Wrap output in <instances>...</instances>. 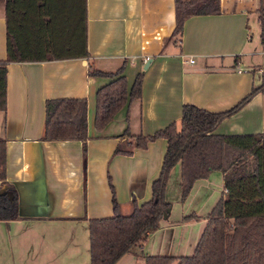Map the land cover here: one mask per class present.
Here are the masks:
<instances>
[{"label": "crops", "instance_id": "obj_1", "mask_svg": "<svg viewBox=\"0 0 264 264\" xmlns=\"http://www.w3.org/2000/svg\"><path fill=\"white\" fill-rule=\"evenodd\" d=\"M219 1L220 14L189 17L180 42L174 44L175 0H86L87 58L6 66L0 139L5 140L11 188L0 185V194L16 196L18 218L0 221L2 248L27 255V264H90L89 221L112 217V189L123 215L130 212L132 199L138 205L147 202L165 154L162 138L144 149L134 148L129 156L115 154L124 130L134 137L152 136L178 122L188 104L209 112L227 111L264 82L258 14L262 0ZM6 56L5 0H0V61ZM89 66L105 73L123 67L127 84L143 74L141 97L99 132L92 126L91 109L96 90L109 79L89 76ZM53 99L87 101L85 152L80 141L41 139L45 102ZM216 133L264 134V94L225 119ZM212 184L224 188V175L212 172L197 181L187 199L198 186ZM217 197L210 210L222 198ZM169 214L170 209L143 244L149 250L144 264L146 256H161L153 255L159 245L155 236L173 239L175 226L165 223ZM181 218L183 226H199L195 248L206 219L183 223ZM130 254L117 264H127Z\"/></svg>", "mask_w": 264, "mask_h": 264}, {"label": "trees", "instance_id": "obj_2", "mask_svg": "<svg viewBox=\"0 0 264 264\" xmlns=\"http://www.w3.org/2000/svg\"><path fill=\"white\" fill-rule=\"evenodd\" d=\"M220 14L219 0H175L174 44L180 42L182 26L192 16ZM261 42L264 47V0L259 10ZM7 56L0 61V112L5 113L6 66L9 63L85 59L86 0H5ZM89 76L109 82L96 90L92 126L102 131L124 107L142 94L143 74L130 87L123 67L114 73L89 66ZM264 94V82L233 108L209 112L194 105H183L181 117L149 137L132 136L126 128L119 137L115 154L131 155L134 148H146L162 138L166 150L161 168L151 184V198L138 205L131 201L123 215L112 189L113 215L90 220L88 239L90 264H117L135 247L142 246L155 232L170 209L166 188L171 171L179 166L180 200L184 202L194 184L212 172L224 175V193L205 217L206 225L190 256H146L145 264H264V134L220 135L216 130L237 114L257 94ZM87 101L53 99L45 102L42 140H87ZM0 185L6 181L5 140L0 139ZM18 218L15 195L0 194V221ZM199 219L183 216V223Z\"/></svg>", "mask_w": 264, "mask_h": 264}, {"label": "rangeland", "instance_id": "obj_3", "mask_svg": "<svg viewBox=\"0 0 264 264\" xmlns=\"http://www.w3.org/2000/svg\"><path fill=\"white\" fill-rule=\"evenodd\" d=\"M130 84L131 81L128 82L129 87ZM92 115L93 107L91 109V120ZM178 169L179 166H175L174 172L170 175L166 188V201L170 203V214L165 223L175 226L172 232L173 239L165 240V237L161 238V234L155 236L154 241L159 245L155 246V250L157 251L153 255L179 257L190 256L193 253L194 244L198 239L197 231L199 226H183L181 222L179 223V218L189 214L205 218L211 211L210 208L213 206L211 205L213 204L212 202L218 198L217 196L221 198L222 192L224 191L223 186L218 187L217 184H212L206 189L198 186L194 194H192V197H189L182 202L180 200L181 181ZM127 214L129 213L127 212ZM6 226H8V224H2L4 231L8 229ZM163 248H165V251ZM148 251V248H145L143 245L133 248L130 252L131 256L127 258L129 259L127 260V264H144V256L148 254ZM158 251H161V253ZM4 258L6 259L7 264H27V261H25L27 255H18V253H12L7 248H2V242L0 241V264H4Z\"/></svg>", "mask_w": 264, "mask_h": 264}, {"label": "water", "instance_id": "obj_4", "mask_svg": "<svg viewBox=\"0 0 264 264\" xmlns=\"http://www.w3.org/2000/svg\"><path fill=\"white\" fill-rule=\"evenodd\" d=\"M147 65H148V64H146V66H144V69L147 68ZM168 213H169V211H168ZM166 217H167V213L163 215V219H165Z\"/></svg>", "mask_w": 264, "mask_h": 264}, {"label": "built area", "instance_id": "obj_5", "mask_svg": "<svg viewBox=\"0 0 264 264\" xmlns=\"http://www.w3.org/2000/svg\"><path fill=\"white\" fill-rule=\"evenodd\" d=\"M148 60H149L148 58L144 59V63H145L146 61H148ZM189 63H193V61L190 60ZM240 72H241V71H240Z\"/></svg>", "mask_w": 264, "mask_h": 264}]
</instances>
